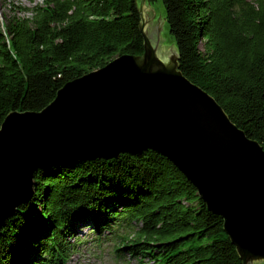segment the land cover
<instances>
[{
	"label": "trees",
	"instance_id": "trees-1",
	"mask_svg": "<svg viewBox=\"0 0 264 264\" xmlns=\"http://www.w3.org/2000/svg\"><path fill=\"white\" fill-rule=\"evenodd\" d=\"M160 1L180 71L264 150V0ZM138 4L43 0L0 25V125L12 111L41 110L66 82L117 56L142 54ZM82 218L122 228L115 251L140 264H243L223 218L151 149L37 167L30 198L0 222V264H63L75 250L66 236Z\"/></svg>",
	"mask_w": 264,
	"mask_h": 264
},
{
	"label": "water",
	"instance_id": "water-1",
	"mask_svg": "<svg viewBox=\"0 0 264 264\" xmlns=\"http://www.w3.org/2000/svg\"><path fill=\"white\" fill-rule=\"evenodd\" d=\"M139 1L143 53L120 55L66 82L38 111H12L0 125V222L30 198L34 170L48 163L151 149L193 183L243 264H264V150L179 69L163 20Z\"/></svg>",
	"mask_w": 264,
	"mask_h": 264
},
{
	"label": "rangeland",
	"instance_id": "rangeland-1",
	"mask_svg": "<svg viewBox=\"0 0 264 264\" xmlns=\"http://www.w3.org/2000/svg\"><path fill=\"white\" fill-rule=\"evenodd\" d=\"M139 1L141 2V0ZM42 2L43 0H0V25L5 26L13 16L29 15V9ZM145 2L150 7L144 6V8L149 15L151 9L153 10L154 20L159 17V14L161 20L165 19L164 7L160 0H145ZM161 37L164 38L163 45L173 44L166 20L162 24ZM84 219L76 221L74 233L66 236V240L75 245V250L69 252V256L63 264H140L138 259L130 256L127 251H123L121 254L116 253L115 248L121 243L120 238L116 237L119 232L123 231L122 228H119V232L118 230L111 232L99 230L97 226L91 228L89 224H93V222ZM124 235L131 238L133 234L131 231H124ZM37 264L55 263L43 261V263ZM142 264H152V262L143 259Z\"/></svg>",
	"mask_w": 264,
	"mask_h": 264
},
{
	"label": "bare ground",
	"instance_id": "bare-ground-1",
	"mask_svg": "<svg viewBox=\"0 0 264 264\" xmlns=\"http://www.w3.org/2000/svg\"><path fill=\"white\" fill-rule=\"evenodd\" d=\"M27 197H28V196H27ZM27 197H26L25 199H27ZM25 199H24V200H25ZM24 200H22V201H24ZM19 202H21V201H19Z\"/></svg>",
	"mask_w": 264,
	"mask_h": 264
}]
</instances>
